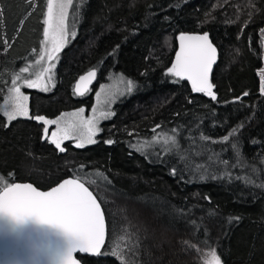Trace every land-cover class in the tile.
<instances>
[{"label":"trees","instance_id":"obj_1","mask_svg":"<svg viewBox=\"0 0 264 264\" xmlns=\"http://www.w3.org/2000/svg\"><path fill=\"white\" fill-rule=\"evenodd\" d=\"M0 9L1 101L14 72L38 54L47 0H0ZM76 12L52 89L22 88L30 116L88 108L110 73L135 89L114 104L96 143L80 149L66 142L61 152L42 124L0 116L6 186L45 190L66 177L102 174V182L84 184L101 204L106 240L97 256L76 255L81 264H204L212 249L222 264H264V0H76ZM181 33H208L216 47L215 101L167 73ZM89 70L95 82L78 97L73 84ZM233 128L239 131L223 142ZM160 131L175 137L170 150L130 149ZM123 224L128 234L118 231Z\"/></svg>","mask_w":264,"mask_h":264},{"label":"snow or ice","instance_id":"obj_2","mask_svg":"<svg viewBox=\"0 0 264 264\" xmlns=\"http://www.w3.org/2000/svg\"><path fill=\"white\" fill-rule=\"evenodd\" d=\"M72 5L73 0H47L43 35L45 43L51 46L47 51V60L50 63L47 67L42 68L35 79L25 78L23 80V85L28 89H39L47 92L50 85L54 86L52 70L55 64L52 62L57 59V54L67 41L66 20L68 9ZM2 16L3 10L0 9V17ZM178 39L179 51L176 52L175 62L167 69V73L181 80L190 81L193 92L203 93L215 101L217 97L213 91L214 85L210 82V73L217 60V49L210 41L208 33L202 35L181 33ZM4 43L7 44V41L5 40ZM44 59L45 56L40 55L36 64H40ZM29 67L20 69V72H29ZM95 76L96 72L94 70L80 76L74 88L75 94L85 95L88 91V85ZM260 76V91L264 93V70L261 71ZM20 79V75H16L12 80L10 106L5 109L7 120L11 122L18 117H26L42 122L45 139L49 136L48 126L57 125L56 131L51 132L50 142L61 152L65 151L62 147V141L72 139V131L78 127L86 129V134L82 133L81 139L75 145L76 147L82 148L86 144L96 143L94 137L100 131L98 127L99 120L113 115V113L101 112L99 116L94 115L85 119L82 116L84 109L81 108L70 114L76 118V122L61 128L59 125L65 114L54 120L47 119L43 115L30 116L29 96L21 92V86L17 84ZM134 87V82L128 80L127 91L130 93ZM247 94L244 93V95ZM97 95L99 96V94ZM93 113H96L95 108H93ZM238 131L239 128H233L227 135L222 137V141L228 142L230 137H234ZM201 138L204 140L209 139L206 136ZM163 140L165 144L170 141L172 143L176 142L175 137L167 135L164 136ZM106 143L111 144L113 141L108 140ZM231 147L239 156L238 142L232 143ZM224 163H227V161ZM98 175L102 174L98 173ZM0 214L10 217L16 223H23L25 220L32 218L39 223L49 224L59 229L70 241L68 251L61 258V264H78L77 259L74 258V253L77 252L100 254L101 247L105 244L106 226L101 204L97 201V197L93 192L79 179H65L58 186L52 187L48 191H40L31 183L9 184L0 190ZM231 219L238 220L239 217ZM192 247L195 248V245H192ZM197 251L200 250L197 249ZM204 264H222L221 258L216 254L215 249H212Z\"/></svg>","mask_w":264,"mask_h":264},{"label":"rangeland","instance_id":"obj_3","mask_svg":"<svg viewBox=\"0 0 264 264\" xmlns=\"http://www.w3.org/2000/svg\"><path fill=\"white\" fill-rule=\"evenodd\" d=\"M76 23H77L76 0H73V5L70 6L68 9V16H67V20H66L67 33H68L66 43L69 42V40L74 36L75 30H76ZM65 44H64V46H65ZM50 47H51L50 44L45 43L44 35H43V42L41 44V47L38 51L36 58L27 61L22 67L18 68L14 72V74L12 75V77H11L12 80L16 75H20L21 79L17 81V84L21 86V92L23 94H25V93L23 92L22 88H25V89L27 88L26 86L23 85V80L25 78L35 79L36 75L42 70V68L47 67L48 64L50 63L47 60V51ZM40 55H44L45 59L43 61H41L40 64H36V61L39 59ZM57 59H58V54H57ZM57 59L52 62L55 64V66L57 63ZM24 67H29V72L21 73L20 69H22ZM54 69H55V67L52 70L53 84H54ZM128 80L129 79L125 78L123 75H121L119 73H110L107 76L106 81L99 84L96 87V89L94 90V93L92 94L91 104L88 108L78 107L76 109L67 110V111L60 113L56 117L51 118L50 120L61 118L62 114H65V115H63L61 122H60V125H59V127L63 128V127H66L70 123L76 122V118L72 117L70 114L73 112H77L81 108L84 109L82 116L85 119L92 117L94 115L99 116V114L101 112L112 113V107L114 106V104H116L117 102L127 98L129 95H131L133 93V91L135 89V87H134L130 93L127 91V81ZM12 86L13 85L11 83V85L5 89L2 100L0 101V116L3 117L6 122H9V121L7 120V116L5 115V109L9 108V106H10V96H11L10 89L12 88ZM52 87L53 86H51V85L49 86V91L52 89ZM37 90L41 91L39 89H37ZM41 92H44V91H41ZM97 94H99V96ZM93 108L96 109V113H93ZM111 117H112V115H110L106 119H100L99 123H98L99 129H100L101 123L108 121ZM17 119H27V118L26 117H18ZM34 121H36V120H34ZM36 122H38V121H36ZM38 123L42 124V122H38ZM42 126L44 127L43 124H42ZM48 127H49V136L46 140L49 143H51L50 142L51 132L56 131L57 125L53 124V125H49ZM82 133L86 134V129H84L82 127H78L76 129H74L72 131V139L64 140V141H62V144L66 143V142H70L74 148H78L75 145L81 139ZM98 133L99 132L96 133L94 139H96V136L98 135ZM165 135L171 136L169 132L160 131V132L153 134L152 138H150V139H144V140L136 141L134 145L132 144L130 149L135 151V152H139L141 154H151V153H154V150H160V151L170 150L172 148V142L170 141L169 143L165 144L164 140H163ZM52 145L55 147L54 144H52ZM90 145H92V144H86L84 147H87ZM84 147H82V148H84ZM74 178L79 179V180H81V182L88 185V183L86 182L88 180V178H91L92 180H95V181L102 182L103 177H102V175H98V172L93 171V172L88 173V174H82L79 177L75 176ZM104 185H105V187L108 186L105 181H104ZM5 186H6V182L0 176V190L2 188H4ZM130 221L132 223L136 222L137 223L136 228H138V230H139L140 221L138 220V218L133 217V215H132V218L130 219ZM127 229H128V227L126 226V224H123L119 228L118 231L122 232V234H128ZM128 237L130 238L129 235H128ZM132 245H133L132 243L129 244V250L133 248Z\"/></svg>","mask_w":264,"mask_h":264},{"label":"water","instance_id":"obj_4","mask_svg":"<svg viewBox=\"0 0 264 264\" xmlns=\"http://www.w3.org/2000/svg\"><path fill=\"white\" fill-rule=\"evenodd\" d=\"M185 34L202 35L196 33ZM179 35H177L175 38V49L172 54L171 65L175 62L176 52L179 51ZM89 71L85 72L81 76L86 75ZM79 77L73 84L74 94V88L76 83L79 81ZM183 81H185L192 88L190 81L186 79ZM94 82L95 78L88 85V90L91 88ZM75 95L81 97V95ZM65 179L73 178L66 177L52 187L58 186V184L63 182ZM52 187L45 190H38L48 191ZM69 246V238L52 225L39 223L32 218L25 220L23 223H16L10 217L0 214V264H61V258L68 251ZM103 246L101 247V250ZM76 255L95 257L98 254L77 252L74 253L75 259H77ZM77 261L78 264H81L78 259Z\"/></svg>","mask_w":264,"mask_h":264}]
</instances>
